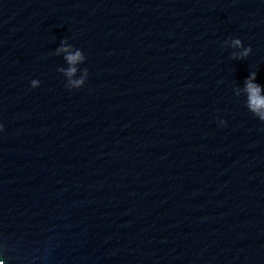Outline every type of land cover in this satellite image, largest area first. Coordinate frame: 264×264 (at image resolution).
I'll return each instance as SVG.
<instances>
[{"label": "water", "instance_id": "water-1", "mask_svg": "<svg viewBox=\"0 0 264 264\" xmlns=\"http://www.w3.org/2000/svg\"><path fill=\"white\" fill-rule=\"evenodd\" d=\"M253 74L264 0H0V262L264 264Z\"/></svg>", "mask_w": 264, "mask_h": 264}, {"label": "clouds", "instance_id": "clouds-1", "mask_svg": "<svg viewBox=\"0 0 264 264\" xmlns=\"http://www.w3.org/2000/svg\"><path fill=\"white\" fill-rule=\"evenodd\" d=\"M240 41H235L237 46H240ZM82 55L78 52L75 56H69L68 60L70 63L75 64L76 62L82 60ZM74 71V69H73ZM255 80V75L246 81V91L249 95V109L256 115L260 120L264 121V96L261 95L264 89L260 85L253 83ZM83 81L77 82V86H82ZM0 131H2V126H0ZM2 264V262H0Z\"/></svg>", "mask_w": 264, "mask_h": 264}]
</instances>
